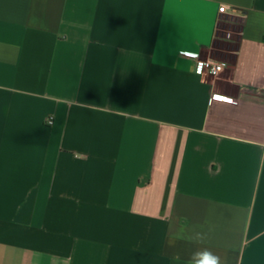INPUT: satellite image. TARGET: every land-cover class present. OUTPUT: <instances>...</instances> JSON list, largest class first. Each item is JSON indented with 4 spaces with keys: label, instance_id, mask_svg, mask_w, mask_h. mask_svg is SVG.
<instances>
[{
    "label": "crops",
    "instance_id": "crops-1",
    "mask_svg": "<svg viewBox=\"0 0 264 264\" xmlns=\"http://www.w3.org/2000/svg\"><path fill=\"white\" fill-rule=\"evenodd\" d=\"M203 249L264 264V0H0V264Z\"/></svg>",
    "mask_w": 264,
    "mask_h": 264
},
{
    "label": "built area",
    "instance_id": "built-area-1",
    "mask_svg": "<svg viewBox=\"0 0 264 264\" xmlns=\"http://www.w3.org/2000/svg\"><path fill=\"white\" fill-rule=\"evenodd\" d=\"M223 11L231 10L230 7H223ZM181 55L188 58H193L196 61L195 71L198 74H208L211 76H218L222 74L227 65L224 61L218 60L212 57L202 58L199 54L191 53L188 51L181 52ZM54 122L53 117H48L47 123L52 124Z\"/></svg>",
    "mask_w": 264,
    "mask_h": 264
},
{
    "label": "rangeland",
    "instance_id": "rangeland-1",
    "mask_svg": "<svg viewBox=\"0 0 264 264\" xmlns=\"http://www.w3.org/2000/svg\"><path fill=\"white\" fill-rule=\"evenodd\" d=\"M237 23L236 27H238L239 22L238 21H234L231 19V17L229 15L225 16L221 22L220 25V29H219V38L217 40V47L215 48V53L219 54L221 56V53L223 52L222 49L220 48V43H223L224 41H232L233 43L235 42V40H232L233 38H230L231 36H235L237 37V31L236 30H231L227 27H225L226 23ZM225 39V40H224Z\"/></svg>",
    "mask_w": 264,
    "mask_h": 264
},
{
    "label": "clouds",
    "instance_id": "clouds-1",
    "mask_svg": "<svg viewBox=\"0 0 264 264\" xmlns=\"http://www.w3.org/2000/svg\"><path fill=\"white\" fill-rule=\"evenodd\" d=\"M191 264H221V260L209 249H203L193 254Z\"/></svg>",
    "mask_w": 264,
    "mask_h": 264
}]
</instances>
